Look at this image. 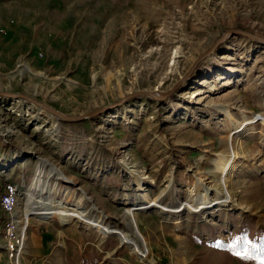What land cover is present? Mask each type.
<instances>
[{"label":"rangeland","instance_id":"obj_1","mask_svg":"<svg viewBox=\"0 0 264 264\" xmlns=\"http://www.w3.org/2000/svg\"><path fill=\"white\" fill-rule=\"evenodd\" d=\"M229 28L249 35L220 40L170 95L139 93L170 90ZM0 90L18 94L0 95V174L13 191L0 264H15L7 247L22 238L29 192L129 235L123 217L143 196L175 207L200 181L198 205L215 201L228 136L231 199L134 209L146 256L60 213L29 216L19 264H264V0H0ZM25 96L64 115L103 110L67 120Z\"/></svg>","mask_w":264,"mask_h":264},{"label":"bare ground","instance_id":"obj_2","mask_svg":"<svg viewBox=\"0 0 264 264\" xmlns=\"http://www.w3.org/2000/svg\"><path fill=\"white\" fill-rule=\"evenodd\" d=\"M228 113V112H226ZM229 117V116H228ZM231 117V116H230ZM262 122L264 123V115L261 117ZM253 122V120L245 121L244 125H238L235 128V132H239L244 128V126L247 123ZM227 149V150H226ZM226 151L222 152L218 155V159L215 162V169L211 172L212 175L216 178L217 184L214 187L215 192L217 193V198L215 201L211 202H206L203 205H198V200H199V189L202 187V183L197 182L195 189H192V199L186 201V202H176L173 201L176 206L169 208L167 205H164L160 203L159 201H150L144 196L141 197L140 201L137 203H132L131 206L127 209L126 214L124 215L123 219L125 220L131 228V234L129 235L126 233V231L121 230V229H114L107 227L106 225L103 224V218H98L95 217L93 219H89L85 216L84 212L80 210V208H73L72 211H70L65 204L62 202H56L51 206L50 208H46L44 205L45 203H40L36 204L32 201L33 199V193L29 192L27 194V204L26 208L24 210V216L26 217L24 224L27 225V222L29 221V216L30 215H35L40 219H49L51 216L60 214V213H65L68 214L70 217H78L82 219L83 221L87 222L90 225H93L96 227L101 233H110V232H116V234L119 236L120 241L122 243H126L134 252H136L139 255L146 256L148 253V245L147 242L144 238V236L140 233L137 225V218L136 215L134 214V209H140V208H146L149 206H155L159 207L162 211H169V212H179L184 209H189L192 211H197L200 210L206 206L212 205V204H221V203H226L231 199V196L229 192L227 191V180H228V175L231 172V170L234 167V159L236 157L235 150L233 148V140L232 136H228L227 142H226ZM41 176L37 177L36 179V184L41 181ZM34 184L32 189H37V186ZM38 185V184H37ZM139 187V186H138ZM211 188H206L205 192L208 193V190ZM195 195V196H194ZM223 196V197H222ZM23 226L21 229V237H22V243H24L25 240V235H26V226ZM130 230V229H129Z\"/></svg>","mask_w":264,"mask_h":264},{"label":"water","instance_id":"obj_3","mask_svg":"<svg viewBox=\"0 0 264 264\" xmlns=\"http://www.w3.org/2000/svg\"><path fill=\"white\" fill-rule=\"evenodd\" d=\"M236 33H239V34H246V35H249V33L243 31V30H240V29H235V28H229L227 29L222 35L221 37L218 39V41L211 47L209 48L207 51L203 52L195 61L194 63L190 66L189 70L186 72V74L180 79L178 80L175 85L170 88V90L166 91V92H161V91H157V90H152V91H141L139 93H142V94H147L149 96H152L154 98H162V97H166L168 95H170L177 87L178 85L182 82L183 79H185L191 72L192 70L195 68V66L197 65V63L204 57H206L208 54H210V52H212V50L214 49V46L222 39H224L226 36L228 35H233V34H236ZM253 36V35H252ZM132 94V93H131ZM0 95H3V96H7V97H17L18 94H14V93H11V92H8V91H3V90H0ZM24 96V95H23ZM130 96V94L128 95ZM25 98H27L28 100H30L31 102L33 103H36L38 104L39 106L47 109L48 111H50L52 114L62 118V119H67V120H78V119H82L86 116H90L91 114H95L97 113L98 111H101L103 109H99V110H96V111H93V112H90V113H86V114H80V115H64L60 112H57L55 111L54 109L48 107L47 105H44L38 101H36L35 99L33 98H30V97H27L25 96ZM113 233H116V232H113Z\"/></svg>","mask_w":264,"mask_h":264},{"label":"built area","instance_id":"obj_4","mask_svg":"<svg viewBox=\"0 0 264 264\" xmlns=\"http://www.w3.org/2000/svg\"><path fill=\"white\" fill-rule=\"evenodd\" d=\"M11 187L12 186L9 187V191H10V193L8 195L9 199H7L8 196L4 197V199L2 201L3 205H4L5 199L10 201V199L12 198L13 191H12ZM9 220H10V218L7 221H5L4 224L6 226L7 234L10 235V237H12L11 236L12 235V227L9 224ZM6 230H5V232H6ZM22 248H23L22 238L9 242V246L7 247V250H8L9 256L14 259L15 264L20 263V256H21Z\"/></svg>","mask_w":264,"mask_h":264},{"label":"trees","instance_id":"obj_5","mask_svg":"<svg viewBox=\"0 0 264 264\" xmlns=\"http://www.w3.org/2000/svg\"><path fill=\"white\" fill-rule=\"evenodd\" d=\"M11 185L4 179L2 175H0V228H1V234H5L6 226L4 224L5 221H7L10 217L7 215V210L5 209L2 201L4 197L8 196L10 191L9 187ZM6 211V212H5Z\"/></svg>","mask_w":264,"mask_h":264},{"label":"crops","instance_id":"obj_6","mask_svg":"<svg viewBox=\"0 0 264 264\" xmlns=\"http://www.w3.org/2000/svg\"><path fill=\"white\" fill-rule=\"evenodd\" d=\"M0 175H1V174H0ZM0 258H1V257H0ZM25 260H26V259H25V257H24V258H23V262H26Z\"/></svg>","mask_w":264,"mask_h":264}]
</instances>
